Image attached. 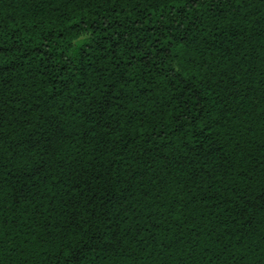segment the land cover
Segmentation results:
<instances>
[{
	"label": "trees",
	"instance_id": "16d2710c",
	"mask_svg": "<svg viewBox=\"0 0 264 264\" xmlns=\"http://www.w3.org/2000/svg\"><path fill=\"white\" fill-rule=\"evenodd\" d=\"M0 264H264V0H0Z\"/></svg>",
	"mask_w": 264,
	"mask_h": 264
}]
</instances>
